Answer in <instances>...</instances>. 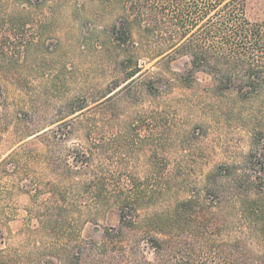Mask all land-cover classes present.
Here are the masks:
<instances>
[{
  "label": "rangeland",
  "instance_id": "374dc122",
  "mask_svg": "<svg viewBox=\"0 0 264 264\" xmlns=\"http://www.w3.org/2000/svg\"><path fill=\"white\" fill-rule=\"evenodd\" d=\"M123 1L0 0V264H27V240H41L35 232L56 188L89 242L119 226L111 193L120 178L145 190L141 217L207 192L237 212L241 203L226 198L229 178L238 179L234 187L249 195V219L240 220H263L254 212L263 205L264 153H250L264 101L216 93L204 73L183 85L175 74L187 57L155 65L140 47L119 44L113 27ZM246 5L248 18L259 20L264 0ZM138 58L144 76L125 83ZM96 175L106 178L100 202L89 194ZM247 240L264 252V234Z\"/></svg>",
  "mask_w": 264,
  "mask_h": 264
},
{
  "label": "trees",
  "instance_id": "16d2710c",
  "mask_svg": "<svg viewBox=\"0 0 264 264\" xmlns=\"http://www.w3.org/2000/svg\"><path fill=\"white\" fill-rule=\"evenodd\" d=\"M246 3L124 0L120 22L113 32L119 44L140 47L144 57L156 60L155 65L187 57L188 67L175 74L183 85L191 86L197 75L204 73L212 78L216 93L234 92L242 103L258 98L264 101V8L261 18L252 21ZM139 61L127 72L125 83L144 76V64ZM252 125L261 132L253 137L250 155L262 157L264 122ZM80 169L84 174L90 166L84 164ZM229 180L233 186L226 199L241 203L237 212L216 205L223 201L222 196L207 192L141 217L137 208L145 200V190L133 178H120L122 188L111 193V200L120 207L119 226L105 229L99 242L81 237L80 226H76L78 214L67 202L59 201L56 188L44 216H40L41 227L35 232L41 240L28 238L30 248L24 259L27 264H264V252L255 253L247 240L254 234H264V198L261 209L254 212L263 220L245 226L240 219H249V209L245 208L249 195L234 187L238 179ZM91 181L96 185L89 194L100 202L106 198V178L96 175Z\"/></svg>",
  "mask_w": 264,
  "mask_h": 264
}]
</instances>
